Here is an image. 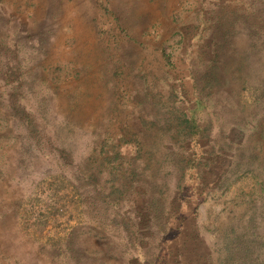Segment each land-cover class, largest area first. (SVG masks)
I'll use <instances>...</instances> for the list:
<instances>
[{
  "label": "rangeland",
  "instance_id": "rangeland-1",
  "mask_svg": "<svg viewBox=\"0 0 264 264\" xmlns=\"http://www.w3.org/2000/svg\"><path fill=\"white\" fill-rule=\"evenodd\" d=\"M210 48L220 55L225 51V65L238 66L232 92L219 89L227 95L224 110L216 111L221 99L213 87L205 88L218 101L222 152L217 164L204 169L209 194L189 201L187 217L168 240L167 264H264V120L262 135L249 130L264 109V0H0L2 78L14 85L9 95L28 91L41 111L42 103H53L56 110L73 107L82 117L101 95L117 93L129 106L114 104L109 110L128 119L143 73L151 98L176 99L185 108L191 102L188 65L206 78ZM152 109L136 114L149 118ZM229 121L236 125L227 128ZM115 124L109 123L112 135ZM120 131L122 181L134 197L145 170L158 159L165 158L161 169H168L171 145L155 135V127L138 129L129 119ZM33 134L29 129L23 138ZM205 136L200 142L210 156ZM21 139L0 124V264H42V258L51 264L50 250L57 257L51 243L84 220L82 207L68 183L35 162L34 146ZM173 141L181 150L186 143L177 136ZM113 142L105 146L108 154L116 149ZM53 201L55 212L47 206ZM231 227L240 231L238 239L226 238ZM227 247L231 261L225 260ZM101 263L117 261L112 256ZM129 263L135 264L133 258Z\"/></svg>",
  "mask_w": 264,
  "mask_h": 264
},
{
  "label": "trees",
  "instance_id": "trees-1",
  "mask_svg": "<svg viewBox=\"0 0 264 264\" xmlns=\"http://www.w3.org/2000/svg\"><path fill=\"white\" fill-rule=\"evenodd\" d=\"M214 49L208 51L210 56L205 65L209 73L206 78L194 73L197 70L195 65H188L191 102L185 108H180L176 99L157 101L151 98L146 90L150 83L146 75L141 74L142 92L133 99L134 109H131L128 119L138 129L155 127L159 131L155 135H162V140L170 143L172 149L169 153L172 155L166 160L168 169H161L162 160H165L162 158L151 167V171L145 170L141 179L142 189L135 191L134 197V191H127L124 187L121 169L120 141L124 137L120 129L128 119L111 114L109 110L111 105L120 104L121 108L129 106L128 103L116 93L110 97L101 95L96 106L82 117L74 112L73 107L56 110L53 103L48 106L42 103L41 111L40 103L29 96L28 91L9 95L14 85L2 78L1 72L6 64L0 59V124L16 131L22 137L21 141L34 146L35 162H43V166L65 180L78 195L82 207L84 220L70 225L62 237L51 243L56 246L54 253L57 256L53 259V252L47 251L51 264H99L112 256L117 264H130L131 258L135 264H167L168 240L176 235L187 217L189 201L202 200L209 194L210 182L204 177V169L216 162L222 152L219 139L224 131L216 111L224 110L223 102H227L225 93L232 92L231 75L238 66L235 62L225 65L221 59L225 51L220 55ZM162 52L170 62L166 52ZM261 83L264 84V79ZM110 86L115 87V84L110 82ZM210 87L221 99L216 111L218 101L212 93L205 91ZM219 89L225 95H221ZM14 103L19 110H13ZM152 105L154 110L148 113L149 118L136 114L137 110L145 112V108ZM204 111L208 116L202 115ZM263 120L264 109L249 130L260 129L262 135L260 124ZM110 122L116 123L114 135L109 132ZM234 125L235 122L229 121L227 128ZM243 125H249L248 121ZM29 129L34 130V134L23 138V132ZM204 133L211 143L210 156H204L205 150L200 142ZM175 136L186 142L182 150L174 144ZM109 141L116 146L111 154L105 149ZM194 145L196 149L192 147ZM148 167L145 163V168ZM133 175L132 172L131 177ZM215 178L220 179L217 175ZM47 206L53 212L57 210L54 201ZM229 232L230 235L225 234L228 240L238 239L240 231L237 228L231 227ZM113 247H117L118 252ZM44 249L46 245L42 243V251ZM44 260L42 258V264H45ZM225 260L231 261L229 247L226 248Z\"/></svg>",
  "mask_w": 264,
  "mask_h": 264
}]
</instances>
